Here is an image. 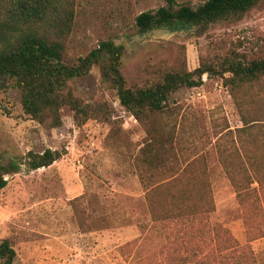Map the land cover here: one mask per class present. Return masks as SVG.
<instances>
[{
  "label": "rangeland",
  "instance_id": "rangeland-1",
  "mask_svg": "<svg viewBox=\"0 0 264 264\" xmlns=\"http://www.w3.org/2000/svg\"><path fill=\"white\" fill-rule=\"evenodd\" d=\"M172 1L177 7L204 0ZM168 5V0H76L66 54L84 57L113 41L123 47L126 84L141 86L151 77L149 68L161 62L192 71L200 56L231 44L240 51L264 48V2L242 18L229 16L204 30H139L140 14ZM203 80L199 88L170 95L154 117L153 139L120 106L98 68L70 80L66 90L86 103L105 102L115 124L89 120L77 127L68 107L60 111L61 126L38 124L24 114L19 91L1 90L0 162L8 172L0 190V244L7 241L15 251L12 264H264V236H255L264 232L257 227L260 214L239 205L219 161L232 143L225 132L219 140L215 136L242 127L240 100L249 118L264 120V81L234 98L219 79ZM162 147L168 150L164 157ZM45 150L58 152L59 159L27 171L28 153ZM163 161L180 170L190 167L175 186L202 188V204L212 212L189 218L164 211L171 203L166 186L147 197L160 185ZM11 162L18 173L10 170ZM194 171L203 177L192 178ZM192 229L200 230L201 240Z\"/></svg>",
  "mask_w": 264,
  "mask_h": 264
},
{
  "label": "trees",
  "instance_id": "trees-1",
  "mask_svg": "<svg viewBox=\"0 0 264 264\" xmlns=\"http://www.w3.org/2000/svg\"><path fill=\"white\" fill-rule=\"evenodd\" d=\"M167 7L155 12H145L136 18V26L142 32L165 30H204L229 16L242 18L264 0H204L199 4H182L174 7L168 0ZM76 0H0V91L6 87L21 95V107L25 115L38 124L50 123L52 128L61 126V109L68 107L73 112L77 127L89 120L103 124H115L103 101L84 102L66 90L70 80L85 77L93 68H98L102 77L112 83L120 106L131 115L146 134L153 139L154 117L161 114L172 93L181 88H199L203 77L217 78L229 88L233 97L246 93L245 89L264 81V48L240 51L239 45L231 44L224 51L200 56L197 68L170 69L164 63L151 66V77L145 84L128 86L121 72L123 47L113 41L100 43L99 47L84 57L70 58L65 51L67 36L75 13ZM9 83V84H7ZM242 127L232 133L227 127L223 133L232 146L227 153H220L219 161L235 191L239 205L247 212L260 214L259 230L264 227V120L246 115L245 105L237 101ZM236 142V144L233 142ZM166 156V147L159 149ZM60 157L56 151L45 150L42 154L28 153L24 165L27 171L47 168ZM163 161L159 169L160 185L151 187L147 197L159 188H167L170 204L164 211L179 216L197 217L212 212L204 206L200 192L192 187L177 188V181L189 173V166L180 170L169 167ZM10 170L19 172V166L11 162ZM8 169L0 162V190L7 185ZM192 172V178H201ZM166 182V183H165ZM165 183V184H164ZM169 185V186H168ZM256 185V187H255ZM175 186V187H173ZM209 186V185H208ZM210 190V189H209ZM205 210V211H204ZM170 215V216H173ZM197 221L194 220L191 228ZM248 224V223H247ZM217 232L221 230L220 228ZM195 231L199 240L203 235ZM229 236V235H228ZM227 236V237H228ZM264 236V232L259 235ZM255 236L252 237L255 239ZM251 238V239H252ZM207 239H203L206 243ZM15 251L7 241L0 244V259L3 264H12ZM234 264H245L238 261Z\"/></svg>",
  "mask_w": 264,
  "mask_h": 264
},
{
  "label": "crops",
  "instance_id": "crops-1",
  "mask_svg": "<svg viewBox=\"0 0 264 264\" xmlns=\"http://www.w3.org/2000/svg\"><path fill=\"white\" fill-rule=\"evenodd\" d=\"M203 204H204V203H203ZM205 204H206V203H205ZM205 204H204V206H206Z\"/></svg>",
  "mask_w": 264,
  "mask_h": 264
}]
</instances>
